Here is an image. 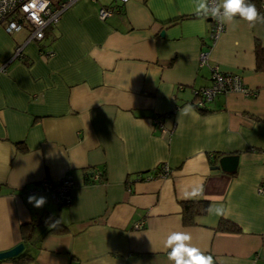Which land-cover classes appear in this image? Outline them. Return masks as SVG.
Instances as JSON below:
<instances>
[{"label": "crops", "instance_id": "obj_1", "mask_svg": "<svg viewBox=\"0 0 264 264\" xmlns=\"http://www.w3.org/2000/svg\"><path fill=\"white\" fill-rule=\"evenodd\" d=\"M101 6L115 11L102 20ZM193 7L77 0L28 43L27 25L7 33L0 23V251L21 242L20 225L44 209L67 227L23 243L26 264H170L173 231L190 232L214 264H264V71L255 54L264 23L250 28L237 17L213 37L214 19L193 16ZM18 46L21 56L7 61ZM214 67L252 93L221 92L194 106ZM186 105L194 111L179 118ZM231 154L234 171L217 167ZM66 177L68 204L37 185ZM200 182L208 208L222 204L225 215L207 208L184 225L179 200ZM33 195L45 204L29 203ZM222 219L240 229H218Z\"/></svg>", "mask_w": 264, "mask_h": 264}, {"label": "built area", "instance_id": "obj_2", "mask_svg": "<svg viewBox=\"0 0 264 264\" xmlns=\"http://www.w3.org/2000/svg\"><path fill=\"white\" fill-rule=\"evenodd\" d=\"M77 0H62L57 5H52L50 0H0V23H4V30L7 33H13L20 30L24 25L29 27L28 35L25 43L29 41L41 40L45 35V30L55 25L61 18L63 12L68 9ZM125 1V0H121ZM215 4L218 0H212ZM114 7L101 6L97 10V16L105 19L114 13ZM212 36L217 37L222 26L214 19ZM22 46L14 49L12 55L7 61L20 57ZM207 52L202 51L199 54V65H203L207 59ZM6 62L1 66L3 70ZM235 91L243 94H251L252 92L243 84L241 78L237 74L224 73L216 67L212 70L211 82L208 86L193 92V105L203 107L207 102L213 99L215 95L221 92ZM155 123H159L157 117L153 118ZM161 173H168L166 165L161 166ZM98 173H94L93 177L97 178ZM39 185L42 190L50 192L56 202L59 204H68L70 202L69 189L73 185L70 177L62 178L57 182L41 180ZM258 193L264 194V184H260L257 188ZM136 227L141 226L140 223L135 224Z\"/></svg>", "mask_w": 264, "mask_h": 264}, {"label": "clouds", "instance_id": "obj_3", "mask_svg": "<svg viewBox=\"0 0 264 264\" xmlns=\"http://www.w3.org/2000/svg\"><path fill=\"white\" fill-rule=\"evenodd\" d=\"M193 12L197 17L211 16L223 26L236 23L239 17L248 23L249 27H255L256 23H264V15H261L256 6L249 0H218L215 4L212 0H193ZM194 111L192 105H186L179 109V118L188 116ZM203 182L194 184L190 190L183 193L184 199H195L203 195ZM29 203L35 207H42L46 199L44 197L29 196ZM210 214L217 216L225 215L226 209L222 204H213L208 208ZM58 221L49 225L56 227ZM165 248L168 249V261L170 264H214L213 257L206 255L200 248L192 244V235L187 231H173L165 241Z\"/></svg>", "mask_w": 264, "mask_h": 264}, {"label": "trees", "instance_id": "obj_4", "mask_svg": "<svg viewBox=\"0 0 264 264\" xmlns=\"http://www.w3.org/2000/svg\"><path fill=\"white\" fill-rule=\"evenodd\" d=\"M253 3L258 12L264 15V0H249ZM196 16V15H193ZM256 68L264 71V47L260 44H256ZM203 113L204 109L200 108ZM259 119V118H258ZM260 120H263L260 118ZM93 173V172H92ZM91 173V174H92ZM99 177H102V172H97ZM91 174H89L91 176ZM88 175V177H89ZM179 204L181 206V219L184 225L196 224V217L204 215L207 212L208 201L197 197L195 199H180ZM58 221L56 227H49L50 224ZM66 225L55 214L50 213L44 209L38 211H32L31 219L29 222L22 223L20 225V234L22 243H34L38 241L44 234L48 232H62L66 230ZM217 228L226 231H238L240 228L233 222L222 219L219 221ZM13 264H26L32 260V256L24 251V249L17 255L8 258Z\"/></svg>", "mask_w": 264, "mask_h": 264}, {"label": "water", "instance_id": "obj_5", "mask_svg": "<svg viewBox=\"0 0 264 264\" xmlns=\"http://www.w3.org/2000/svg\"><path fill=\"white\" fill-rule=\"evenodd\" d=\"M162 33L163 31H161V34ZM236 163H237L236 154L225 155L219 158L217 167H220L224 171L231 172V171H234L236 167ZM23 247H24L23 243L19 242L11 248L0 251V260L10 258V257H13L19 254L23 250Z\"/></svg>", "mask_w": 264, "mask_h": 264}]
</instances>
